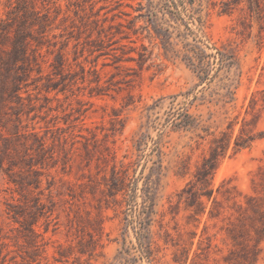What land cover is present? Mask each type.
<instances>
[{
	"label": "rangeland",
	"instance_id": "1",
	"mask_svg": "<svg viewBox=\"0 0 264 264\" xmlns=\"http://www.w3.org/2000/svg\"><path fill=\"white\" fill-rule=\"evenodd\" d=\"M212 1L0 0V264H264V0Z\"/></svg>",
	"mask_w": 264,
	"mask_h": 264
},
{
	"label": "trees",
	"instance_id": "2",
	"mask_svg": "<svg viewBox=\"0 0 264 264\" xmlns=\"http://www.w3.org/2000/svg\"><path fill=\"white\" fill-rule=\"evenodd\" d=\"M222 4V13H226L229 8V3L221 2ZM217 3L212 0H164L163 5L160 8H156L152 0H148V19L151 21L157 20L159 17L158 13H161L163 16L170 15L173 16L176 20L185 22L184 15L189 19L198 21V28L201 29L203 26L202 12L206 10H214L217 7ZM187 30H190L188 23L185 22ZM162 32L157 31L158 39H160L162 47L167 50L171 49L172 41L167 29H161ZM210 49H214L215 52L212 54H207L204 47L198 44L197 41L194 43H184L182 44L181 49L173 50L172 52H177L182 56L183 60L189 63L197 73V77L201 82H204L208 78V57L214 56L217 59V62L222 66L228 59V55L225 50L214 46H208ZM180 116H185L183 113ZM189 116L186 114V117ZM176 121V119H175ZM177 122V121H176ZM189 121L181 119L176 125H187Z\"/></svg>",
	"mask_w": 264,
	"mask_h": 264
}]
</instances>
